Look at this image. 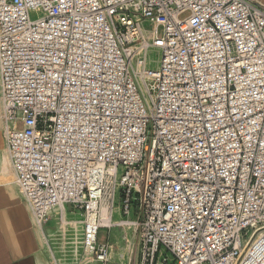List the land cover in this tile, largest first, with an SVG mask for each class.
<instances>
[{"label":"built area","instance_id":"obj_1","mask_svg":"<svg viewBox=\"0 0 264 264\" xmlns=\"http://www.w3.org/2000/svg\"><path fill=\"white\" fill-rule=\"evenodd\" d=\"M0 96L35 224L70 208L95 264L115 211L138 264H264V8L0 0Z\"/></svg>","mask_w":264,"mask_h":264},{"label":"crops","instance_id":"obj_2","mask_svg":"<svg viewBox=\"0 0 264 264\" xmlns=\"http://www.w3.org/2000/svg\"><path fill=\"white\" fill-rule=\"evenodd\" d=\"M251 1L264 8V0ZM2 113L0 96V264H56L54 257L61 252L59 241H56L60 233L57 231L58 218L53 214L41 228L35 224L28 204L15 184L3 138ZM68 214H73L70 208ZM78 218L82 222V218Z\"/></svg>","mask_w":264,"mask_h":264},{"label":"rangeland","instance_id":"obj_3","mask_svg":"<svg viewBox=\"0 0 264 264\" xmlns=\"http://www.w3.org/2000/svg\"><path fill=\"white\" fill-rule=\"evenodd\" d=\"M42 15L33 14L32 18L36 19ZM160 54L155 51L151 54L150 60L154 63L151 70H157L159 67ZM77 213L68 214L65 219L69 222L66 226L65 223L57 222V231L59 237H56L57 244H59L60 255L54 257L56 264H95L82 245L83 238V224L79 220ZM119 220L128 221L127 218ZM99 242L102 244L110 243V261L113 264H137L139 258V241L138 235L135 233V228H125L123 226H115L110 230H102Z\"/></svg>","mask_w":264,"mask_h":264},{"label":"bare ground","instance_id":"obj_4","mask_svg":"<svg viewBox=\"0 0 264 264\" xmlns=\"http://www.w3.org/2000/svg\"><path fill=\"white\" fill-rule=\"evenodd\" d=\"M63 214H64V217L67 216V213L66 212H63ZM104 214H107V211L106 210L104 211ZM115 217H116L115 218V221H116L117 226H123L125 228L133 227L131 222H128V221H120L119 220V212L118 211H115ZM60 222L61 223H65L66 226L69 224V222L66 221V219L65 220H62Z\"/></svg>","mask_w":264,"mask_h":264}]
</instances>
